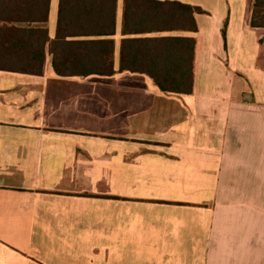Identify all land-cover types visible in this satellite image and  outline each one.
<instances>
[{"label":"crops","instance_id":"1","mask_svg":"<svg viewBox=\"0 0 264 264\" xmlns=\"http://www.w3.org/2000/svg\"><path fill=\"white\" fill-rule=\"evenodd\" d=\"M250 5L219 17L216 42L199 34L204 13L196 32L142 35L195 38L189 94L118 71L133 36L118 0L111 76L55 74L48 42L41 74L0 69V264H264V29Z\"/></svg>","mask_w":264,"mask_h":264},{"label":"trees","instance_id":"2","mask_svg":"<svg viewBox=\"0 0 264 264\" xmlns=\"http://www.w3.org/2000/svg\"><path fill=\"white\" fill-rule=\"evenodd\" d=\"M117 0H58L55 34L43 25L50 0H0V69L41 74L45 45L59 76L108 77L113 69ZM199 5L179 0H122L119 72L147 75L164 92L193 88L195 38L151 32H196ZM249 24L264 29V0H251ZM227 19L221 35L225 42ZM264 44V33L259 38Z\"/></svg>","mask_w":264,"mask_h":264},{"label":"rangeland","instance_id":"3","mask_svg":"<svg viewBox=\"0 0 264 264\" xmlns=\"http://www.w3.org/2000/svg\"><path fill=\"white\" fill-rule=\"evenodd\" d=\"M189 2H198L208 13L198 14V24H199V34L201 38L206 37L209 32V37L211 41L219 40V28L222 24V20H219V17H227L228 11L231 9L232 17H247L249 10L250 0H229V3L223 5L221 0H188ZM122 0H118V6ZM237 2H241L239 6H242L246 9V13L241 14L240 9L235 10ZM230 4V5H229ZM240 8V7H239ZM120 9V10H119ZM118 10L121 12V5ZM119 12V13H120ZM245 14V16H244ZM217 25L219 27H217ZM211 32V33H210ZM262 44V43H260ZM264 45V44H263ZM241 88L243 81L240 83Z\"/></svg>","mask_w":264,"mask_h":264}]
</instances>
